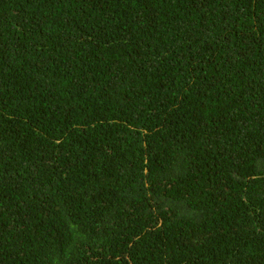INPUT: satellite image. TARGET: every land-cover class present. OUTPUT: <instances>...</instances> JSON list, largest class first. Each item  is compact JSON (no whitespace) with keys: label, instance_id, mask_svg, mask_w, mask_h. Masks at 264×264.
<instances>
[{"label":"trees","instance_id":"16d2710c","mask_svg":"<svg viewBox=\"0 0 264 264\" xmlns=\"http://www.w3.org/2000/svg\"><path fill=\"white\" fill-rule=\"evenodd\" d=\"M0 264H264V0H0Z\"/></svg>","mask_w":264,"mask_h":264}]
</instances>
